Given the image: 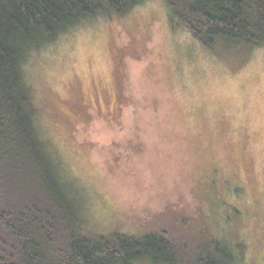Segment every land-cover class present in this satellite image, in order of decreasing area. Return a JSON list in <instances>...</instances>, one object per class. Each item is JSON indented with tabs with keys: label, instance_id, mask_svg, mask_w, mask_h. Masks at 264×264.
Listing matches in <instances>:
<instances>
[{
	"label": "rangeland",
	"instance_id": "obj_1",
	"mask_svg": "<svg viewBox=\"0 0 264 264\" xmlns=\"http://www.w3.org/2000/svg\"><path fill=\"white\" fill-rule=\"evenodd\" d=\"M24 71L88 230L212 237L264 264V46L206 48L168 0H143L83 20Z\"/></svg>",
	"mask_w": 264,
	"mask_h": 264
},
{
	"label": "trees",
	"instance_id": "obj_2",
	"mask_svg": "<svg viewBox=\"0 0 264 264\" xmlns=\"http://www.w3.org/2000/svg\"><path fill=\"white\" fill-rule=\"evenodd\" d=\"M142 1L0 0V264H241L217 238L193 246L167 231L88 230L39 133L24 71L30 53L87 18L125 15ZM168 2L206 48L264 46V0Z\"/></svg>",
	"mask_w": 264,
	"mask_h": 264
}]
</instances>
